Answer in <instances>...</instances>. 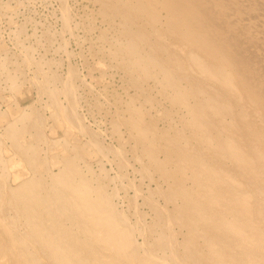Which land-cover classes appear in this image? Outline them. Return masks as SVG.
I'll return each instance as SVG.
<instances>
[{
	"label": "bare ground",
	"instance_id": "obj_1",
	"mask_svg": "<svg viewBox=\"0 0 264 264\" xmlns=\"http://www.w3.org/2000/svg\"><path fill=\"white\" fill-rule=\"evenodd\" d=\"M56 1L91 82L0 42V264H264V0Z\"/></svg>",
	"mask_w": 264,
	"mask_h": 264
},
{
	"label": "rangeland",
	"instance_id": "obj_2",
	"mask_svg": "<svg viewBox=\"0 0 264 264\" xmlns=\"http://www.w3.org/2000/svg\"><path fill=\"white\" fill-rule=\"evenodd\" d=\"M66 2H67V4H69L71 6V9L74 13L73 15L75 18L77 17L76 18L77 20H78V18H81V16L83 15V11L85 9H87V7H88L87 4L81 0L80 1L79 0H67ZM81 3H83V4L81 5ZM5 5H8L7 6L8 7L7 12L4 11V13H3L2 10L0 9V42L12 54L15 55V53H16L17 57H20V54H21L20 53L21 51L18 52L19 48H17L16 45H13L14 42H13L12 35H11L17 27H21L23 29V32H24L23 40H25V43L27 45H32V46L36 45L35 42L38 40V37L42 36L41 34L43 32H45V30H49L50 32L55 34L56 42H54V46L53 47L51 46L52 49L47 48L49 51L48 50H46V51H48L49 53L46 52L45 53L46 56L44 54L46 48L44 49V47H40L37 50V52H35V55L38 54V56L39 55L43 56V54H44V56H45V57L43 56L44 59L59 60L61 62L60 66H59L60 70L58 69L60 74H64V72L66 73L67 67L69 65H72L84 77V79L87 81V83L91 82L90 76L87 75L84 62L86 63V61H87L88 63L89 62L92 63L93 61L90 59L89 56H87L88 55L87 54V44H86V42L83 41L84 40L83 32L81 29H77L75 31L74 35L77 37L78 40L76 38H74V36H72V39H71V35L70 36L68 35L69 33H65L66 35L65 34L60 35L59 32L62 29H60L61 28V25H60L61 21L59 20L60 19L59 18V15H60L59 14V4L56 0H0L1 8L3 6L5 7ZM57 34H59V36ZM57 37H59V38H57ZM80 38H81V40L82 39L83 40L81 41ZM34 39H35V41H34ZM63 40H65V41H63ZM80 42H83V43H80ZM62 43L64 44L65 50L69 54V57H67L68 54L66 56V54H64L62 52H57L55 50L56 46L63 45ZM65 43H66V45H65ZM54 52L57 55H55ZM69 62H70V64H69ZM27 74L30 75L29 72ZM113 79H115V80H113L114 84L117 85V83L119 82L118 77L115 76V77H113ZM96 89H97V87L95 88V90L92 91V93L86 89H83V90H82V88L80 89L79 93H81V95H82L81 97L83 98V100H85V102H86L85 105L89 101L92 102L91 100L94 98L93 93H96V91H97ZM3 96L5 97L4 99H6V100H3L2 97H0V107L4 110V108L6 107V104L8 103L7 102V99H8L7 98L8 97L7 92H5ZM37 99L39 100V98H37L36 91L32 90L30 100H33V101L35 100V101H37L38 106H43L42 102L44 103L45 99H42V102H39ZM90 104H91L90 110H92L91 113H90V110H88L87 105L85 106L84 104H82V106H81L80 112H82L81 114H83L85 116V117H83V118H85L84 121L86 122V124L90 123L88 125H90V127H92L94 130H96V131L102 130L103 132L102 131L101 132L104 133L103 136L107 137V138L106 137L103 138L104 142H106V144H107V142H108V144H110L111 139L107 136V133L105 132V125L103 123L104 120H103V118H100L102 116L100 114H98L95 111V109L92 108V103H90ZM43 111H44L45 115L48 114L47 111H45V110H43ZM93 113H95V114H93ZM95 115L96 116L98 115L97 116L98 118ZM93 116H95V117H93ZM92 117L95 119L93 120ZM99 118H100V120L102 119L100 121V123H99ZM92 124H94V125H92ZM99 125H101V126H99ZM109 167H110V165L106 166L107 170L110 171V174H113V171H111V167L110 168ZM123 197H124V195L121 193L120 199L117 200L118 201L117 203H118L119 207H121V205H122L121 208L126 209V206H123L126 204L125 203L126 200H124ZM122 200H124V201H122ZM122 203H125V204H122ZM143 210L145 211L146 209L143 208Z\"/></svg>",
	"mask_w": 264,
	"mask_h": 264
}]
</instances>
